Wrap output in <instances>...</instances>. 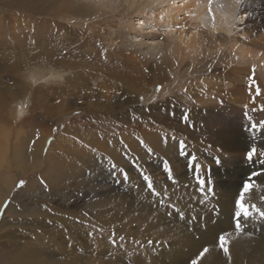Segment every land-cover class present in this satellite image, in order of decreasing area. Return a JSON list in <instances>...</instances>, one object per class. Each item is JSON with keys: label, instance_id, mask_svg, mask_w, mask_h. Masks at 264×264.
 Instances as JSON below:
<instances>
[{"label": "rangeland", "instance_id": "obj_1", "mask_svg": "<svg viewBox=\"0 0 264 264\" xmlns=\"http://www.w3.org/2000/svg\"><path fill=\"white\" fill-rule=\"evenodd\" d=\"M23 1L0 0V91L4 90L0 92V115H4L5 118V123L0 122V128L5 134V136L0 134V145L5 148L4 151L0 149L1 154L4 155L0 157V161L5 162L6 172L9 173L7 181L11 184L6 195L7 207H4V203L3 211L0 212V224L9 207L18 210L20 213L9 218L11 221L18 222L15 227L18 231H14L19 233L13 235H22L38 241L43 239L41 244L45 242L46 245L42 247L44 251H41L39 255L45 251L50 255L62 254L65 250L75 247L78 242L82 243V239L78 237V226L70 220L73 225V234H71L61 223L65 218L70 217L87 222L90 226H85L86 228H83L85 230L81 229L80 232L88 231L89 234L91 228L102 229L99 232L102 236L99 238L95 237L92 232L90 237L84 235V238H88L89 245L88 248L79 247L80 251L83 250L81 255H84L85 251L92 253L97 247L100 250L108 249L114 253L113 246H121V244L123 248L132 246V248L143 251L149 249L154 253L159 252L158 250L164 246L170 250L167 253L176 254L191 246L195 247L202 240H205L204 243L207 244L208 240L217 239L227 222L234 226L233 214H230L225 207L222 190L224 187H229L237 193L243 182L254 173H264V157L258 158L254 155L252 161L246 159V152L253 144L257 146L258 152L264 151V127L260 123L264 122V110H261L264 106L255 109L253 106L244 108L241 103L228 102L229 105H223L220 101L211 102L205 100L206 94L202 90L209 87L206 85L209 80L214 84L223 81L219 74L225 64L230 67L238 65L231 62L229 64L224 53L220 52L215 53L214 61L202 62L201 65H197L190 58H186V62L180 64L179 58L175 57L172 58L174 62L171 59L172 62L168 64L171 67L166 70L163 66L165 74L159 72L154 76L155 78L162 77V79L153 82L149 77L153 75L151 69L160 62L161 57L153 56L140 47L139 42H134L136 41L134 34L128 35L130 24L135 23V27H139L138 19L141 20L142 17H138L133 10L116 17L113 15L114 10L113 13L109 11L110 9L104 10L106 15L98 18L95 21L97 25L94 30L89 29V31L96 32L99 36L117 29L118 32L120 31L119 35L122 34V36L113 33V35H107L108 40L104 36L106 39L104 43L117 45L119 48L125 46L130 48L129 45L134 42L135 48L130 49L138 59L134 65L136 75L140 78L146 72L144 76L150 79V83L148 80L145 81L143 88L139 90L138 99L136 94L129 96L121 90L106 87L103 94H111V97L100 99L99 95L93 96V92L99 85L92 80L90 85H84L85 88L81 87L83 92H86L85 97H73L77 106L71 105V99L64 98L69 93L68 86H63L64 84L69 85L70 81L65 83V80L67 77L71 79V75L56 79L52 73L50 82L42 80L34 83L33 80L39 78L37 74L42 73L41 69H37L34 65L35 56H14L9 53L12 50L8 37L11 34L16 36L15 46H18V49L22 51L29 49V40L26 38L36 35L38 25L40 26L42 21L40 18H43L39 10L35 8V2L30 10L21 11L19 5ZM78 1L88 2L89 0ZM252 1L253 6L264 9V0ZM259 11L261 13L257 22L264 21V10ZM181 18H184V15H181ZM77 25L76 29L88 32L87 26ZM155 26V23H150L143 30ZM166 29V26L158 28L157 35L147 38V41H159L158 36L165 35L161 33ZM84 36L81 35L80 39ZM31 41L34 43L36 39L31 38ZM108 49L110 52L116 50L113 47H108ZM10 56L13 58L9 59ZM226 60L228 63H225ZM191 62L193 64L190 65ZM211 65L216 67L208 71ZM198 68L208 71V76L198 80L195 74ZM238 77V80L248 78L247 73L238 74ZM259 80L262 81L260 77ZM157 82L162 84H155ZM199 82L204 83L198 84ZM41 84L49 86L44 88L46 86ZM61 85L63 88L59 89H62L60 91L63 93H58L57 96L54 90ZM71 85L70 83L69 87ZM158 86L160 87L159 92L156 91ZM41 89H46L50 93L47 92L39 97L37 94ZM213 97L210 96V98ZM237 97L240 98L239 95ZM63 100H66L67 105L60 110L58 107L63 104ZM137 101H139L138 104ZM262 102L264 104V100ZM213 106L217 110L216 113L224 111L228 114L224 121H217V117L208 118L211 114L208 108ZM74 108L76 110L72 111ZM129 110L134 114L133 118H126V114H130ZM67 113L70 115H66ZM184 114L189 116L187 124L182 119ZM254 123L257 125L255 128L251 127ZM242 128H247L248 134L252 137H240ZM165 138H167V143ZM222 139L226 141L225 145L227 144L224 148L219 145ZM140 140H143L147 147L142 146ZM181 140L189 146L190 152L196 154L201 165V172L205 174L209 187L213 189V192L207 195L204 204L198 203L201 197L195 191L196 182L192 178V172L186 167V158L179 156V141ZM130 143H134L135 146L130 147ZM147 148H151L154 155H149ZM163 158H167L173 168V174L177 177L175 185L167 179V174L162 170ZM217 158L219 163L216 162ZM134 162L152 176L157 191L163 194L164 186L167 185L170 201L175 202L185 213L183 220H180L176 213L169 218L167 212L170 209L159 207L158 200L147 191ZM6 163L9 165L7 166ZM113 163L116 165L115 178L111 174ZM119 169H123L130 175L129 182H123V175ZM257 178L261 179V176L255 179ZM42 179L46 182L47 188L41 184ZM21 180L25 181V186L18 190L17 184ZM260 182L264 181L261 179ZM254 183L256 180L253 181L255 186ZM185 184L190 187L185 188ZM131 188H135L137 193L124 195V189L131 190ZM263 201L260 205L262 211H264ZM214 208L216 211H213ZM204 213L205 215H200ZM252 214L254 215L247 220L241 218L244 231L237 233L241 247L235 250H246L242 252L244 256L246 255V260L255 263L254 257L261 256L264 249V219H261L256 212ZM191 215L201 219L192 223L191 230H189L186 224L191 219ZM208 215L211 217L207 218ZM205 217L207 219L204 220ZM195 224L198 226L194 228ZM31 229L37 231L35 237ZM51 233L56 234L50 238ZM113 233H115V245L111 242ZM176 233L181 237L178 251L169 248L167 243L168 241L173 242L170 234ZM120 236L125 239L121 241ZM102 237L104 240L100 242ZM148 240L153 241L151 246L147 244ZM250 240L253 244L245 246ZM8 241L15 242L13 238L7 239ZM135 241L140 243L137 244ZM20 242L16 241V244ZM190 242L191 245L187 246ZM70 243L75 245L69 247ZM258 243H261V246ZM251 251L255 252V256ZM87 255L94 258L90 254ZM183 256L185 259L188 258L185 254ZM3 258L0 264H24L23 261L14 259L12 254ZM92 260L85 258L83 264H97ZM99 260L101 258H97L96 261ZM259 261L264 264V253ZM35 264L43 263L36 262ZM215 264L222 263L220 259H217Z\"/></svg>", "mask_w": 264, "mask_h": 264}, {"label": "bare ground", "instance_id": "obj_2", "mask_svg": "<svg viewBox=\"0 0 264 264\" xmlns=\"http://www.w3.org/2000/svg\"><path fill=\"white\" fill-rule=\"evenodd\" d=\"M34 2L36 5L35 8L39 10L40 14L43 16V18H40L42 19L41 25H38L35 36L26 38L29 40L30 47L29 49H24L23 51L18 49V46H15L16 36L11 34L8 39L10 42L9 46L12 51H9V53L14 56H35L34 60H36L34 65H36L37 69H41L42 73L37 74L39 75V78H34V83H39L42 80L50 82L52 73L54 75L53 77L56 79H59L61 76L63 78L64 75H71V79L67 77L65 80V83L70 81L68 84L70 85L71 83V87L66 84L63 85L64 87L68 86L67 88L69 93L67 96L64 94V98L66 100L70 98L71 105L75 104V99L73 97H85L84 93L86 92H83L81 87L83 86L85 88L86 86L84 85H90L92 80L99 85L96 90L94 89L95 91L93 92V96L99 95L101 97L100 99L111 97V94H105L106 96L103 94L105 87L121 90L129 96H135L136 94L138 99L139 90L143 88L142 85L146 80L150 83V79L144 76L146 72L143 74V77L140 78L136 75V67H134V65H136V61L138 59L135 57L134 52L130 48H135V45H133L134 42H139L140 47L144 50L148 51L155 57H161L160 62L156 63L151 69L153 71V75H147L153 80V82L162 79V77L155 78L154 76H156L159 72L165 74L166 72L164 71L163 66H165L166 70L168 67H171L168 64H170L169 62H172V58H179L181 61L180 64H184L186 62V58H190L196 62L197 65H201L202 62L214 61L213 57L215 56V53L220 52L221 54L224 53V57L229 61V64L230 62L236 63L240 67H230L226 66V64L223 68L221 67L222 69L220 70L221 73L219 74V77L223 81L219 84H214L211 80L206 82V85L209 87L202 90L203 93L206 94L205 100L211 102L220 101L223 105H229L228 102L241 103L244 105V108L253 106L255 109H260L262 108L261 106H264L262 102L264 100V21L257 22L258 16L261 13L259 10L264 9H259L258 7L253 6L252 3L254 2L252 0H89L88 2L78 0H24L19 5V8L21 11L30 10L34 5ZM8 6L11 8L10 5ZM104 10H109L111 13H113L114 10L115 12L113 15L115 17L121 13H127L133 10L138 17H142L141 20L138 19L139 27H135V23L133 25L130 24V33L128 35L131 36V34H134L136 38V41L129 45L130 48H127L126 46L119 48L117 45L112 46L104 43L107 39V35L110 36L113 35V33L119 35L120 31L118 32L117 29L99 36L96 32L93 33V31H89V29L94 30L97 25V22L95 21H97L98 18L106 15V12H103ZM181 15H184V18L180 19ZM261 18L263 19V17ZM150 23H155L156 26L143 30L144 27H148ZM77 24L87 26L88 32L83 29H76L75 26ZM164 26H166L167 29L161 34L165 35L158 36L160 38L159 41H147V38H152L157 35L156 32L158 28H163ZM155 28H157V30ZM81 35H86V37L84 36L83 39H80ZM119 36H122V34ZM31 38L36 39V42L32 43ZM115 38L116 37H114V39ZM139 38L141 40H139ZM108 47H113L116 50L110 52ZM11 57L12 56L8 58L11 59ZM215 58L217 59V57ZM219 58L222 57L219 56ZM227 60L225 63H228ZM172 64L173 63H171V65ZM191 64L193 63L191 62L190 65ZM218 64L219 62L217 65ZM207 65L208 64H206V66ZM200 67L202 68V66ZM213 67L215 68L216 66L211 65L208 71H212ZM253 67H255L254 72ZM173 71L174 70H172V72ZM208 71H203V69L201 70L199 68L196 69L195 74H197L198 80L208 76ZM243 73H247L248 78L244 77L245 79L238 80V74ZM250 77L252 79H250ZM259 77L262 81L259 80ZM200 83L204 82H199L198 84ZM155 84L161 85L162 83L157 82ZM229 85H231L230 88H227ZM43 86H46L44 88H47L49 85L44 84ZM257 87L259 88V94L256 92ZM59 88H63L62 85L57 87V90H54L55 95L63 93L60 91L62 89ZM0 92H4V90H1ZM47 92L50 93V91L46 89H41L37 95L42 97L44 94H47ZM238 95L240 98H236ZM210 96L214 97L210 98ZM77 99L78 98H76V100ZM59 100L61 101L62 99ZM66 100H63V104L61 106L59 105L58 108L60 110L66 107ZM138 103L139 101H137V104ZM76 104L75 106H77ZM135 106L136 105H134V107ZM208 109L211 111L208 118L217 117V121H224L228 116V114H225L224 111L222 113H216L217 110L214 106ZM75 110L76 108L72 111ZM129 113L130 114H126V118H133L134 114L131 113L130 110ZM66 115L69 116L70 113H67ZM3 116L0 115V122L2 121V123H5V118ZM246 129L247 128H242V131H240V137H252V135L248 134V129ZM0 134L5 136L2 128H0ZM76 134L78 135V133ZM256 134L258 133L256 132ZM225 143L226 141L222 139L219 144L220 147L224 148L227 145H225ZM44 145L45 143L43 146ZM131 146H135V144L130 143V147ZM1 148L2 146L0 145V149ZM2 149L4 151L5 148L3 147ZM1 151L2 150H0V157L3 155V153L1 154ZM4 164L5 162L0 161V209H2L7 199L6 195L9 186L11 185L10 182L7 181L9 173L6 172ZM260 176L264 181V175ZM261 179H255V186L250 193L245 196L244 202L246 204H256L257 207L260 208V205L262 204L261 202L264 200L261 199L264 194V182H260ZM223 190L222 196L225 199V207H227V211L230 212V214H233L235 211L234 202L239 192L234 193V191L230 190L229 187H224ZM136 193L137 190L135 188H131V190L124 189V195L127 196ZM18 213H20L18 210L13 207H9L8 210H6L5 217L0 224L1 262L4 259V256L7 257L9 254H12L14 259L23 261L24 264H35L36 262L43 264H83L85 262V258L89 260L93 259L92 261L97 264H190V261L197 256L199 250H201L203 246L208 245L211 246L212 251L206 257V260L202 261V264H215L217 259H220L222 264L253 263V261H247L245 257L246 255H243L242 252H245L246 250H235V248H240L241 245L238 243V234L235 232V227L232 226L230 222H227L221 230L230 233L232 236V244L230 245L231 261H229L228 257L224 256L223 253L216 248L217 239L208 240L207 244L204 243L205 240H202L201 243L195 247L191 246V248L176 254L167 253L170 250H167L164 246L158 250L159 252L154 253V251L149 249L143 251L132 248V246L129 248H121L120 245H112L115 250L114 253L108 249L100 250L99 247H97L95 251H91L92 253H90V251H85V254L81 255L83 250L80 251L79 247L88 248L89 245V240L88 238H84V235H86V237L90 236L88 231L80 232V230L85 226H90L87 222H81L80 220L71 217L65 218L61 223L65 229L71 232V234H73V225L70 222L72 221L73 224L78 226V237L82 239V243L78 242L77 245L70 243L69 247H72L73 245H75V247L72 249L70 248V250H65V253L62 254L54 253L53 255H50L45 251L42 255H39L41 251H44L42 247L46 245L45 242L41 244L43 239L38 241L22 235H13L14 233H19L14 231L16 230L15 227L18 225V222L11 221L9 218H11L10 216H14ZM200 215H205V213ZM209 216L210 215L206 217L208 218ZM149 217L151 218V216ZM206 217L204 220L207 219ZM197 219L199 220L201 218ZM99 222L102 221L99 220ZM196 224L194 228L198 226H196ZM186 225H188L190 230L191 224L187 221ZM97 229L101 228L97 227ZM97 229L91 228L90 231L95 237L99 238L102 234L99 233L101 231H97ZM31 231L32 235L35 237L37 231L35 229H31ZM54 234L56 233H51L50 238L53 237ZM170 235L173 242L168 241V246L169 248H173L178 251L179 245L181 244V237L178 233ZM63 236L66 238L64 234ZM11 238L15 241L14 243H10L9 241L7 242V239L11 240ZM103 240L104 239L102 237L100 242H103ZM16 241L21 242L16 244ZM250 244H253L252 240L248 241L245 246H250ZM190 245L191 242L187 246ZM251 252L253 253V256H255V252ZM263 253L264 249L260 255L262 256ZM87 254H90V256L94 258L89 257ZM183 254L188 256V258L185 259ZM261 256L256 258L254 257L255 263L253 264H262L259 261ZM97 258H101V260L96 261Z\"/></svg>", "mask_w": 264, "mask_h": 264}, {"label": "snow or ice", "instance_id": "obj_3", "mask_svg": "<svg viewBox=\"0 0 264 264\" xmlns=\"http://www.w3.org/2000/svg\"><path fill=\"white\" fill-rule=\"evenodd\" d=\"M254 71H255V67H253V72ZM250 79L252 78L250 77ZM156 91L157 92L160 91L159 86L157 87ZM256 92L257 94H259L258 87L256 88ZM140 99L141 101H143V97H141ZM261 110H264V108H262ZM182 119L187 124V121L189 119L188 114H184L182 116ZM260 123H261V126L264 127V122H260ZM256 126L257 125L255 123L251 125V127L253 128H255ZM165 141L167 143V138H165ZM49 143H51V141H49ZM140 144L144 147H147L143 140H140ZM147 152L149 155H154L153 150L151 148H147ZM254 155L257 156L258 158L264 157V151L258 152L257 146L255 144L250 146L249 150L246 152V159L249 161H252ZM179 156L182 158H186V167L189 169V171L192 172V178L196 182L195 191L199 193L201 197L198 203L204 204L206 202L207 195L209 193H212L213 189L209 187L207 177L205 176V174L201 172V165L198 162V158L196 154L194 152L189 151V146L185 143L184 140L179 141ZM216 162L217 163L220 162L218 158ZM134 166L139 171L140 176L146 186L147 191L151 193V196L154 199L158 200L159 207H167L168 209H170V211L167 212V216L170 218L173 215V213H176L178 214L179 219L183 220L185 218V213L177 206L175 202L170 201L167 185L164 186V190L162 194L160 191H157V188L154 185L152 176L147 174L146 171L142 169L138 164H135V162H134ZM111 167L113 170L111 174L113 178H115L116 172L114 170L116 169V165L113 163ZM161 167H162L163 172L167 174V179L171 181L173 185H175L177 183V177L173 174V168L167 158L162 159ZM119 172L122 173L123 175V182L124 183L129 182L128 173L124 171L123 169H119ZM259 175H264V173H260V172L254 173L245 182H243L239 190L238 196L235 199V202H234L235 211L233 213V220L235 222L234 227H235L236 233H241L244 231L242 224H241V218H243L244 220H247L252 215L253 212H256L262 219H264V211L258 208L256 204H246L244 202L246 194L250 193V191L253 189V186H254L253 181ZM117 183H121V181H117ZM41 184H43L45 188H47V184L43 179L41 180ZM24 186H25V181L21 180L17 184V189L18 190L22 189ZM184 187L189 188L190 186L188 184H185ZM262 199H264V197H262ZM7 204L8 202L6 201L4 207H7ZM189 207H191V205ZM2 211L3 209H0V212ZM213 211H216V209L214 208ZM85 215H87V213H85ZM196 220H197V217L192 216L191 219L188 221V223L192 224ZM97 231H102V229H97ZM89 235L91 236L92 233H89ZM114 236H115V233H113V238L111 241L113 245H115L116 243ZM119 239L123 241L125 238L123 236H120ZM135 243L139 244L140 242L135 241ZM147 244L151 246L153 244V241L148 240ZM231 244H232L231 234L228 232L222 231L218 235L216 248L219 249L223 253L224 256L228 257L229 261H231V253H230ZM121 248H123V245H121ZM211 251H212L211 246H208V245L203 246L202 249L199 250L197 256L190 261V264H202V261L206 259V257L210 254Z\"/></svg>", "mask_w": 264, "mask_h": 264}, {"label": "clouds", "instance_id": "obj_4", "mask_svg": "<svg viewBox=\"0 0 264 264\" xmlns=\"http://www.w3.org/2000/svg\"><path fill=\"white\" fill-rule=\"evenodd\" d=\"M60 79H62V76L60 77ZM46 82V81H45Z\"/></svg>", "mask_w": 264, "mask_h": 264}]
</instances>
